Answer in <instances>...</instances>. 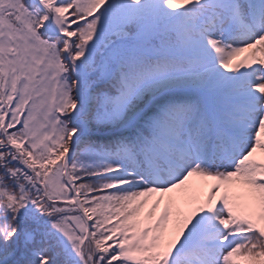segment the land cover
Listing matches in <instances>:
<instances>
[{"label":"snow or ice","instance_id":"1","mask_svg":"<svg viewBox=\"0 0 264 264\" xmlns=\"http://www.w3.org/2000/svg\"><path fill=\"white\" fill-rule=\"evenodd\" d=\"M0 264H264V0H0Z\"/></svg>","mask_w":264,"mask_h":264}]
</instances>
